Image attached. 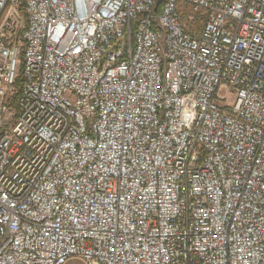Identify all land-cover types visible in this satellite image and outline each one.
<instances>
[{"label":"built area","instance_id":"1","mask_svg":"<svg viewBox=\"0 0 264 264\" xmlns=\"http://www.w3.org/2000/svg\"><path fill=\"white\" fill-rule=\"evenodd\" d=\"M264 264V0H0V264Z\"/></svg>","mask_w":264,"mask_h":264},{"label":"rangeland","instance_id":"2","mask_svg":"<svg viewBox=\"0 0 264 264\" xmlns=\"http://www.w3.org/2000/svg\"><path fill=\"white\" fill-rule=\"evenodd\" d=\"M68 264H82L81 261L74 259L72 261H70Z\"/></svg>","mask_w":264,"mask_h":264}]
</instances>
